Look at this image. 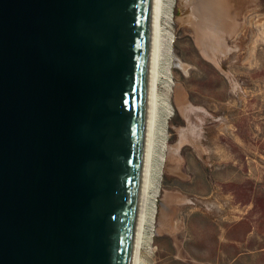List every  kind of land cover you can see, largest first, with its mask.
Here are the masks:
<instances>
[{"label": "water", "instance_id": "water-1", "mask_svg": "<svg viewBox=\"0 0 264 264\" xmlns=\"http://www.w3.org/2000/svg\"><path fill=\"white\" fill-rule=\"evenodd\" d=\"M156 0H0V264H132Z\"/></svg>", "mask_w": 264, "mask_h": 264}, {"label": "rangeland", "instance_id": "rangeland-1", "mask_svg": "<svg viewBox=\"0 0 264 264\" xmlns=\"http://www.w3.org/2000/svg\"><path fill=\"white\" fill-rule=\"evenodd\" d=\"M199 2L166 8L168 112L141 258L264 264V0H217L197 31Z\"/></svg>", "mask_w": 264, "mask_h": 264}, {"label": "bare ground", "instance_id": "bare-ground-1", "mask_svg": "<svg viewBox=\"0 0 264 264\" xmlns=\"http://www.w3.org/2000/svg\"><path fill=\"white\" fill-rule=\"evenodd\" d=\"M168 2L169 0H156L155 2L151 99H150L147 141H146L141 194H140V204H139V213H138L137 232H136L132 264H143L141 254H142L143 247L145 246V240H146L147 233L149 232L151 228L152 209H153L154 195L156 192L155 190L156 184H157L156 164H159V162H162L163 160L160 156V153H162V149H163L162 144H161V131H162L163 123H164V120L166 119V116H167L166 113L168 112V110L165 107L164 101L160 97V87H161V84L163 82H166L168 78L166 77V72H165V67H164L165 64L163 65V62L165 61H164V55H163V50H162L163 48L162 39L164 35L163 22L166 19V8H167ZM216 3H217V0H200L199 7H198L199 8L198 16L196 14L197 12H195V15H194L195 16L194 24L196 27L195 29L197 31L202 29L200 28L202 26V23L207 24L209 20L211 21V18H214L213 14L217 10L215 11V8L213 5H215ZM209 22L208 24H210ZM213 22L211 21V23ZM216 22L217 21H215V23ZM217 25H219V23ZM206 29L207 30L205 29L204 30L207 31L206 33H208V28L206 27ZM216 30H217V27H216ZM199 34L204 35V33L201 31ZM197 35H198V32H197ZM200 37L201 36H199L198 38ZM203 39L204 37L202 38V41H205V39L204 40ZM175 64H178V62H175Z\"/></svg>", "mask_w": 264, "mask_h": 264}]
</instances>
